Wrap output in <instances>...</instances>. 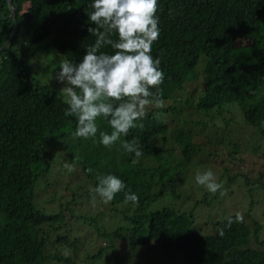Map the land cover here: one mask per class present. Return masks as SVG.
<instances>
[{
	"label": "trees",
	"instance_id": "1",
	"mask_svg": "<svg viewBox=\"0 0 264 264\" xmlns=\"http://www.w3.org/2000/svg\"><path fill=\"white\" fill-rule=\"evenodd\" d=\"M13 2L19 30L12 47L0 54V264H124L119 242L129 241L137 252L153 240L164 252H179L184 264H264V226L250 216L238 223L231 215V226L227 217L216 223L215 233L202 234L193 229V215L171 207L148 210L159 195L153 191L155 185L170 184L174 189L176 172L205 152L198 136L210 144L223 142L232 159L236 151L241 153L231 128L237 118L227 116L232 109L243 113L242 122L237 121L240 129L251 131L252 139L258 134L264 140V0H158L160 36L152 55L161 59L163 102L173 101L163 108L146 109L147 115L136 122L143 127L131 129L111 147L100 143V132L112 130L102 117L96 120L95 137L72 135L76 118L66 114L68 106L59 87L36 76L37 64L22 42L29 34L32 42L47 41V49L78 63L85 46L95 40L87 31L94 27L86 14L91 0ZM10 15L8 0H0V47L15 27ZM54 58L58 61L60 56ZM228 104L239 107L228 108ZM125 141L138 142L142 156L126 152ZM60 159L76 166L93 189L98 175L113 174L124 181L125 191L138 196V204L125 203L124 192L111 201L128 205L126 211L132 209L128 226L110 231L95 228L97 235L115 239L111 250L116 257L105 255L108 243H104L77 260L78 238L51 237L52 226H61L70 215L77 223L86 221L73 216L71 205L77 196L72 198V193L54 214L35 203L39 179ZM259 177L264 180V171ZM95 222V218L88 220L89 225ZM54 244L67 249L50 252L48 247Z\"/></svg>",
	"mask_w": 264,
	"mask_h": 264
},
{
	"label": "rangeland",
	"instance_id": "2",
	"mask_svg": "<svg viewBox=\"0 0 264 264\" xmlns=\"http://www.w3.org/2000/svg\"><path fill=\"white\" fill-rule=\"evenodd\" d=\"M22 42L30 59L37 64L34 67L36 76L43 79L42 81L45 83H54L60 89L63 85L56 81L55 73L59 71L58 67L61 61L66 58L47 49V41L32 42L29 34L24 35ZM55 56H60L58 61L54 58ZM189 90H193V87L190 86ZM170 101L173 100L164 102L166 106L167 103H171ZM237 106V104L227 105L228 108ZM152 107L155 105L149 106L147 110ZM185 112L188 114L187 110ZM241 114L243 116L240 110L232 109V112L228 113L227 116L235 115L237 121L239 120L241 123ZM168 117L165 116L166 119ZM216 121L218 125H223L221 119L217 118ZM233 121L232 134L239 138L241 149H243L241 153L238 154L236 151L233 156L235 159H232L223 142L213 139L215 142L210 144L203 136H198L197 142L206 145L205 152L203 150L194 157L191 163L186 164L188 166L176 172L178 181L174 189L170 184L165 187L160 184L155 185L153 191L159 192V195L149 203V211L171 207L193 215L195 217L193 229L202 234L215 233L218 221H223L237 212L242 213L244 217L250 216L264 226V180L259 177L264 171L262 168L264 157L261 151L264 149V140L258 134H256V138L252 139L251 131L240 129V124L235 120ZM226 134L227 137L231 135L230 133ZM250 144L252 145L250 146ZM249 147L250 149H248ZM240 156L243 157V162H241ZM65 163L72 165L75 170L68 172L64 167ZM209 170L214 174L216 181L223 186L215 194L209 192L204 186L198 185L195 180L197 172L203 173ZM39 180L41 182L35 188V203L39 209L50 214L57 213L62 201L66 203L67 198L72 193V198L77 196L71 205L73 216H79L83 221L86 220L85 224L84 222L77 223L75 218L70 215L61 226H52L51 237L67 235L72 239L78 238L80 240L79 249L74 254V259L77 260H81L87 253L104 247V243H108V246L104 247L105 255L111 253L116 257V254H113L111 250L112 244L115 245V239L108 240L97 235L95 228L100 227L102 230L110 231L121 224L128 226V217L133 214L132 209L126 211L128 205H114L111 201L104 203L100 197L94 198L92 183L76 169V166L65 159L57 160L52 170ZM63 194L66 198H63ZM90 218L96 219L95 225L88 224ZM124 243L119 242L117 247L124 264H184L179 252H164L156 240L146 245H140L137 252L131 249L129 241ZM48 249L50 252L56 253L67 248L54 244L49 245ZM93 264L102 263L95 262Z\"/></svg>",
	"mask_w": 264,
	"mask_h": 264
},
{
	"label": "clouds",
	"instance_id": "3",
	"mask_svg": "<svg viewBox=\"0 0 264 264\" xmlns=\"http://www.w3.org/2000/svg\"><path fill=\"white\" fill-rule=\"evenodd\" d=\"M88 9V22L94 27L89 26L87 31L95 37L94 43L85 46V54L78 63L61 61L55 79L63 85L60 92L68 106L66 114L77 120L72 135L95 137L96 120L102 117L112 130L110 134L100 132V143L111 147L131 129L143 127L136 122L147 115L149 106H165L160 88L164 81L161 59L152 55V46L160 36L158 0H91ZM105 47L113 52L102 51ZM122 147L136 157L143 154L138 142L125 141ZM64 167L68 172L75 170L67 163ZM195 180L212 194L223 187L210 170L197 172ZM97 181L92 189L94 198L98 196L108 203L117 193L124 192L125 203L138 204V196L130 189L125 191L127 186L118 176L98 175ZM243 220V214L237 212L235 222ZM232 223L233 218L229 217L228 226Z\"/></svg>",
	"mask_w": 264,
	"mask_h": 264
},
{
	"label": "water",
	"instance_id": "4",
	"mask_svg": "<svg viewBox=\"0 0 264 264\" xmlns=\"http://www.w3.org/2000/svg\"><path fill=\"white\" fill-rule=\"evenodd\" d=\"M9 2V8L11 10V17L15 20V27L14 30L10 36V38L0 47V54L5 51V50H9L12 47V44L14 42V40L16 39L18 30H19V23L17 21V13H16V7L14 5L13 0H8Z\"/></svg>",
	"mask_w": 264,
	"mask_h": 264
}]
</instances>
